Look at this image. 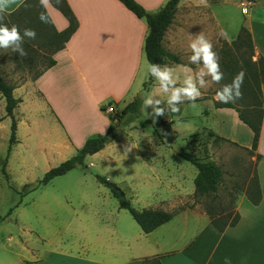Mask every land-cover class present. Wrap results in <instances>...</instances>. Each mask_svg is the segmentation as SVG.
<instances>
[{
    "label": "rangeland",
    "instance_id": "1",
    "mask_svg": "<svg viewBox=\"0 0 264 264\" xmlns=\"http://www.w3.org/2000/svg\"><path fill=\"white\" fill-rule=\"evenodd\" d=\"M248 2L223 0L222 5L210 7L229 36V41L221 38L210 20L209 26L214 29V34L209 35V41L219 63L222 42L231 43L243 26L248 28L253 11L264 14V0H256L247 11ZM37 15L40 11L34 7L33 12L26 11L18 17L4 16L0 23L9 28L16 25L23 35L25 28L35 24L34 18H39ZM40 51L47 54L45 48ZM17 54L11 47L0 48L1 73L8 82L18 86L26 84L49 62L48 58H42L31 68L17 60ZM223 84V81L213 83L210 90L216 94ZM32 104L29 99L15 111V118L21 126L17 132L18 142L8 156L13 119L7 116L5 99L0 98V264H91L97 260L105 261L116 248L109 230L118 228L128 234L133 231L131 226L139 225L127 210L120 209L118 200L99 182L98 175L124 190L135 208L157 209L160 198L169 201L174 195L166 188L153 186L156 180L150 175L152 171L165 174L171 170L177 175L183 174L191 189L195 188L198 169L180 153L207 157L221 166L224 174L216 198H202L195 203L193 195L185 198L177 209L168 212H181L187 208L201 213H206L207 208L230 211L234 209L233 199L238 197L239 200L248 185L253 184L255 151L216 141L208 132L193 135L204 125L210 127L214 122L204 113L197 114L193 107L191 116L186 113L184 121L172 119L168 123L162 121L161 116L140 107L138 116L126 118L133 126L123 121L117 129V142L88 156L85 167H78L48 185L39 186L51 168L77 155L78 148L63 147L60 145L62 140L54 143L56 139H51L47 131L50 116L44 108H35ZM30 110H34L31 115ZM29 120L35 123L30 124ZM143 161L148 162V166ZM163 161H166L167 170ZM4 166L9 179L3 172ZM144 174H149L150 178L141 179ZM146 182L152 186H144ZM194 203L196 205L192 208Z\"/></svg>",
    "mask_w": 264,
    "mask_h": 264
},
{
    "label": "crops",
    "instance_id": "2",
    "mask_svg": "<svg viewBox=\"0 0 264 264\" xmlns=\"http://www.w3.org/2000/svg\"><path fill=\"white\" fill-rule=\"evenodd\" d=\"M26 1L16 0L6 12L16 11ZM66 1L79 21L77 32L66 48L54 55L57 62L54 67L42 73L37 80L16 85L14 91L15 96L23 100L21 104L30 99L35 108H44L50 116L47 131L51 139H56L54 143L62 140L60 145L63 147L80 150L89 138L106 134L112 124V114L106 112L109 105H114L118 112L140 98L141 108L154 114L151 107L144 108V99L149 95L162 101L160 107L165 108L162 121H184L188 112V117L191 116L193 107L187 101L179 105L178 113L168 110L167 95L160 92L153 77L151 80L144 45L149 33L145 19L138 18L119 0ZM136 1L148 12L156 13L169 0ZM214 4L222 5L223 0H181L173 23L164 36V49L177 55L183 62L169 66L174 69L177 86L182 84L186 75H195L196 65L189 62L192 54L190 42L201 32L209 40V35L214 34V29L209 26L210 20L219 32L223 30L210 8ZM254 5L248 2L247 11L249 6ZM45 11L57 31L62 32L69 27V21L51 0ZM248 29L257 56L264 57V14L253 11ZM206 79L210 81L208 77ZM212 86L210 82L201 89V97L196 101L195 108L197 114L204 113L214 122L210 127L204 125L193 135L212 131L240 148L251 149L253 131L241 121L236 110L216 107V94L210 90ZM33 113L34 110L29 111L30 115ZM126 118L125 124L133 126L132 122L127 123ZM29 123L33 121L29 120ZM20 126L18 124V131ZM114 139L113 142L118 141L117 136ZM255 153L261 156L257 172L263 199L260 204L253 205L246 194L241 196L236 204V211L240 215L236 226L220 232L206 213L187 208L148 234H144L140 226H131L133 231L128 234L118 228L110 229L108 233L118 250L112 249L105 261L97 260L91 264H144L145 259L155 257H160L162 264H264V113ZM143 162L148 166V162ZM163 165L167 170L166 161H163ZM150 175L156 180L154 187L166 188L174 195L169 201L160 198L157 209L175 210L185 198L195 193L194 187L190 189L186 185L183 174L177 175L167 170L165 174L152 171ZM142 178L150 176L144 174ZM150 185L147 182L144 184Z\"/></svg>",
    "mask_w": 264,
    "mask_h": 264
},
{
    "label": "trees",
    "instance_id": "3",
    "mask_svg": "<svg viewBox=\"0 0 264 264\" xmlns=\"http://www.w3.org/2000/svg\"><path fill=\"white\" fill-rule=\"evenodd\" d=\"M52 3L64 14L69 21V27L62 32L56 30L53 22L51 21L47 11L39 3V0H27L14 12H5L4 16L7 17H18L28 11L33 12L34 7L38 8L40 13L44 12L48 17V23H42L40 19L34 18L35 24L29 28H33L36 32V39L30 40L24 39L22 48L26 55L21 56L18 52L16 59L22 61L23 64H27L29 67H35L36 61L42 60V58H48V64L40 71L34 73L31 80H37L46 70L56 65V60L53 58L59 51L64 50L68 42L73 38V35L79 28V21L71 10L66 0H51ZM128 10L136 14L138 18L145 19L149 33L145 41V54L149 64L159 65H173L183 64L177 55H174L163 47V39L168 31L169 27L173 23L175 13L178 10V6L181 0H169L165 6H163L158 12L150 13L136 0H119ZM254 3L256 0H248ZM35 5V6H34ZM36 17H39L37 15ZM21 32V31H20ZM223 46L221 49L222 59L220 61V68L224 74L223 85L230 84L233 78L240 71L245 72L244 82L241 88L242 98L238 99L235 103L223 104L216 102L217 108H231L236 110L239 118L246 125H248L254 133V141L251 149L256 151L261 135L262 124H263V113H264V102H263V88H264V57L256 54L254 40L250 30L243 26L237 38L228 43L222 42ZM45 48L47 51L46 55H43L42 50ZM256 60H254V58ZM2 71L0 70V94L6 101V112L7 116L13 119L12 123V136L10 139V147L8 150V156L12 151V147L18 142L17 132L18 123L15 118V111L19 108V104L23 102L21 98L15 97L14 91L16 85L8 82ZM152 80V76H151ZM142 107V100L136 99L132 103L126 105L121 111H116L110 116L112 124L108 131L104 135H97L89 138L85 145L78 150L77 155L61 163L55 168H51L44 178L40 180L39 186L48 185L55 178L64 176L67 173L78 167L86 166V158L93 156L105 147L112 143L116 138L117 129L123 124L124 119L129 115L138 116ZM105 110V109H104ZM165 124V123H164ZM145 126V124H144ZM211 137H214L216 141L229 142L227 139L216 135L214 132H209ZM237 146L235 143H231ZM180 156L185 160L189 161L198 169V175L195 179V203L200 202L202 198H208L211 196L217 197L219 185L223 179L224 171L220 165L210 158L194 157L188 152L180 153ZM261 159L258 154L256 159V169L253 184H249L246 189V196L253 205H258L263 199L262 189L257 172V163ZM5 176L9 179L6 167L3 170ZM100 183L108 187L113 196L118 200L121 209L127 210L137 224L141 227L144 234L151 233L161 227L162 225L173 220L179 212H168L163 209H137L133 206L131 200L127 198L126 193L116 183H113L105 177L97 176ZM238 197L233 199L232 204L234 209L227 211L225 209L215 210L213 208H207L206 214L211 219L212 224L220 232H224L229 227H234L240 220V215L236 211V204ZM193 204L192 208L196 205ZM183 211V210H181ZM13 209L10 211L11 215ZM144 264H162L160 257L147 258L144 260Z\"/></svg>",
    "mask_w": 264,
    "mask_h": 264
},
{
    "label": "clouds",
    "instance_id": "4",
    "mask_svg": "<svg viewBox=\"0 0 264 264\" xmlns=\"http://www.w3.org/2000/svg\"><path fill=\"white\" fill-rule=\"evenodd\" d=\"M49 0H39L42 7L47 8ZM16 3V0H0V21L4 19V13ZM39 19L42 23H48V17L44 12H41ZM36 32L33 29L25 28L23 35L16 25L9 28L7 25L0 23V48H12L14 52H19L21 56L26 53L22 48L24 39H36ZM218 35L224 40H229L228 33L221 30ZM191 56L189 57L190 64L196 65L195 75H186L182 84L177 86L176 78L174 77V69L168 65L151 64L149 72L154 78L161 93L167 95V109L172 113L180 111L179 105L187 102L191 103L192 107H196V101L201 97V89L207 87L208 83L219 84L224 74L221 71L219 57L213 51V44L209 41L203 32L195 36L190 44ZM210 77V81L206 79ZM245 78V72L242 70L233 78L230 84L223 85L217 92L214 99L223 104L235 103L242 98V85ZM162 101L153 98L151 95L144 99V108L151 107L155 116H162L165 113V108L160 107Z\"/></svg>",
    "mask_w": 264,
    "mask_h": 264
},
{
    "label": "built area",
    "instance_id": "5",
    "mask_svg": "<svg viewBox=\"0 0 264 264\" xmlns=\"http://www.w3.org/2000/svg\"><path fill=\"white\" fill-rule=\"evenodd\" d=\"M245 6V5H244ZM117 111V108L114 105H109L107 106L106 112L109 114H113Z\"/></svg>",
    "mask_w": 264,
    "mask_h": 264
}]
</instances>
